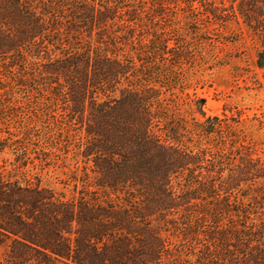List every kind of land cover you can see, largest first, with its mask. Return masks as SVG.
Listing matches in <instances>:
<instances>
[{"label":"trees","instance_id":"trees-1","mask_svg":"<svg viewBox=\"0 0 264 264\" xmlns=\"http://www.w3.org/2000/svg\"><path fill=\"white\" fill-rule=\"evenodd\" d=\"M179 11L196 35L247 31L264 75V0H0V264H264V158L229 165L183 139L235 142L243 112L208 117L200 107L203 120L176 121L162 89L141 81L171 39L156 33L160 47L144 43L131 59L114 49L146 21L171 26ZM25 108L35 125L12 131ZM66 149L86 183L71 199L23 171L36 159L57 164Z\"/></svg>","mask_w":264,"mask_h":264},{"label":"rangeland","instance_id":"rangeland-1","mask_svg":"<svg viewBox=\"0 0 264 264\" xmlns=\"http://www.w3.org/2000/svg\"><path fill=\"white\" fill-rule=\"evenodd\" d=\"M185 16L183 11H179L177 21L171 26L162 23L167 25L165 27L154 26L146 21L133 29L134 45L119 40L116 44L117 48L114 49H118L116 51L131 59L136 57L138 52L145 54L140 50L144 43L148 44L149 51L151 44L160 47L159 36L171 39L168 42L169 49L164 56L165 59L159 58L155 62L154 59L148 58V78H146L148 82L141 80L148 86L157 85L162 89L164 100L162 110L169 115L168 117H173L176 121H188L192 126L194 121L192 118L196 115L203 120L195 113L197 109L203 107L208 117H224V111L231 114L232 111L236 113L241 110L244 119L241 124L231 122L235 142L224 141L225 138L229 139L227 137L223 139L216 136L212 139H204L187 134V138H183L185 144L192 148H210L216 154L225 153L226 162L230 161L229 165L236 163L240 156L247 154L264 158V75L256 67L257 43L250 38L247 31L241 36H230L229 31L225 32V36H213L207 29H202L196 35L189 29V20ZM156 33L159 34L158 37L155 36ZM132 47L138 50H133ZM175 59L179 62H175ZM2 69L0 67V85L1 83L7 85ZM135 83L142 86L140 82ZM22 110H25L24 114ZM14 112L17 116L11 121L12 131L25 132L27 128L31 129L35 125L30 119V116L34 119L35 117L29 108ZM21 114L23 117L20 116ZM38 125L42 133L41 145L49 150L51 142L47 134L48 129L42 122ZM68 140L72 143L70 148L72 149L74 142H77V136L65 137L64 141H60V146H67ZM66 151L70 152L68 154L63 152L57 164L42 166L36 159L23 171H27L34 181L40 177L42 184L53 189L60 197L71 199L83 195L86 183L82 164L79 168L68 165L74 161L73 150L66 149ZM4 156L11 162L14 160L13 154ZM8 170H12V166L9 165ZM164 237L173 243L181 241L178 235L173 237L165 233Z\"/></svg>","mask_w":264,"mask_h":264}]
</instances>
